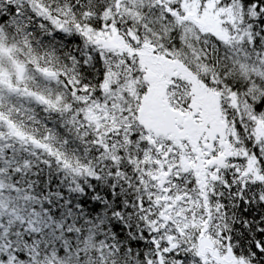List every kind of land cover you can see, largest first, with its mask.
<instances>
[{
    "label": "snow or ice",
    "instance_id": "snow-or-ice-1",
    "mask_svg": "<svg viewBox=\"0 0 264 264\" xmlns=\"http://www.w3.org/2000/svg\"><path fill=\"white\" fill-rule=\"evenodd\" d=\"M0 264H264V0H0Z\"/></svg>",
    "mask_w": 264,
    "mask_h": 264
}]
</instances>
